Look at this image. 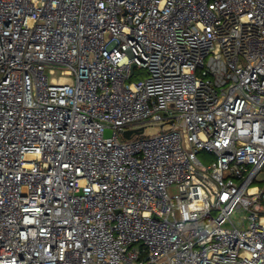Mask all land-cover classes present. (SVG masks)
<instances>
[{
  "label": "built area",
  "instance_id": "obj_1",
  "mask_svg": "<svg viewBox=\"0 0 264 264\" xmlns=\"http://www.w3.org/2000/svg\"><path fill=\"white\" fill-rule=\"evenodd\" d=\"M0 264H264V0H0Z\"/></svg>",
  "mask_w": 264,
  "mask_h": 264
},
{
  "label": "rangeland",
  "instance_id": "obj_2",
  "mask_svg": "<svg viewBox=\"0 0 264 264\" xmlns=\"http://www.w3.org/2000/svg\"><path fill=\"white\" fill-rule=\"evenodd\" d=\"M138 78V76L134 77L133 80H136ZM159 131V127H156V126H152V127H148L146 129V135L147 136H152V135H155L157 134ZM201 160L204 162V163H210L212 160H214V157L213 156H210V155H207V154H201L200 156ZM245 216V213H235L233 216H232V220L235 224H237L238 226H242L243 225V218ZM246 226H249L250 222L249 221H246L245 222Z\"/></svg>",
  "mask_w": 264,
  "mask_h": 264
},
{
  "label": "water",
  "instance_id": "obj_3",
  "mask_svg": "<svg viewBox=\"0 0 264 264\" xmlns=\"http://www.w3.org/2000/svg\"><path fill=\"white\" fill-rule=\"evenodd\" d=\"M125 136H126L127 138H131V131L126 132Z\"/></svg>",
  "mask_w": 264,
  "mask_h": 264
}]
</instances>
